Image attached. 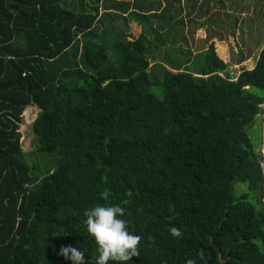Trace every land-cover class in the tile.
Returning a JSON list of instances; mask_svg holds the SVG:
<instances>
[{
    "label": "trees",
    "instance_id": "trees-1",
    "mask_svg": "<svg viewBox=\"0 0 264 264\" xmlns=\"http://www.w3.org/2000/svg\"><path fill=\"white\" fill-rule=\"evenodd\" d=\"M132 7L139 22L179 12L155 0H0V264H73L59 254L67 246L95 264L84 211L108 204L143 238L128 264H264V176L249 138L264 104V48L235 81L214 44L159 77L148 52L170 30L109 32V49L98 31ZM29 108L25 153L17 134Z\"/></svg>",
    "mask_w": 264,
    "mask_h": 264
},
{
    "label": "rangeland",
    "instance_id": "rangeland-1",
    "mask_svg": "<svg viewBox=\"0 0 264 264\" xmlns=\"http://www.w3.org/2000/svg\"><path fill=\"white\" fill-rule=\"evenodd\" d=\"M163 1L166 6L167 0ZM172 6L175 9V13L179 11L178 15H181L173 23L166 20L160 21L159 17L153 13H149V15L142 13L146 14V16L143 15L145 19L139 22V19L129 18L130 15H133V13H130L127 17V21L129 22L121 18H109L104 20L102 24H98V31L105 29L106 32L103 39L112 37L108 35L109 32H112L114 36L117 34L123 38L134 39L141 31L143 24H147L149 28H157L161 22L166 25L167 29L173 24L172 26L175 27L170 28V34H173L179 40L173 44L168 43L173 39L172 35L166 42V47L157 48L151 46L148 52L150 68L154 69L151 73L153 74L155 71L159 77L163 71L174 73L178 67H182L185 64L188 65L192 58L194 60L196 55L207 50V47L213 44L214 40L224 45L222 49L219 47L214 49L219 58L228 66L231 78H236L241 71L251 70L254 67L255 59L264 47V33L262 32V24L260 23V14L263 7L262 0H184V3L178 0V3H174ZM111 15L121 17L117 12ZM203 18H217V22L215 24L207 23L205 26ZM127 23L129 28L125 30ZM193 28L199 29L195 31ZM113 39L114 37L108 38L110 40L107 43L108 49L111 46L109 43ZM239 51H241L244 57V60L241 62H237ZM184 57L186 58L183 61ZM181 61L183 62L179 63ZM150 92L159 100L163 97L161 85L152 86ZM260 106L263 112L264 104ZM262 112L256 117L253 129L249 131V138L256 151H260L262 146V132H264ZM32 115L33 109L29 108V110H25L22 114V122L19 127L21 151L25 153L31 151L32 135L30 133V121ZM29 162L41 171L44 168L41 163H37L34 160H29ZM245 191L246 187L244 185H235V193L239 194ZM220 264H223L222 260H220Z\"/></svg>",
    "mask_w": 264,
    "mask_h": 264
},
{
    "label": "clouds",
    "instance_id": "clouds-1",
    "mask_svg": "<svg viewBox=\"0 0 264 264\" xmlns=\"http://www.w3.org/2000/svg\"><path fill=\"white\" fill-rule=\"evenodd\" d=\"M110 192L105 190L101 193L102 199L107 201ZM86 217L84 224L87 233L94 238L97 245L98 255L95 264H128L133 257H139L142 236L129 230V221L123 219L125 209L119 204L96 205L84 211ZM174 238H182V232L176 227L169 229ZM60 255L66 260L70 259L73 264H84L85 250L79 251L72 246L61 247ZM199 259H204L201 251ZM185 264H197V260L189 258Z\"/></svg>",
    "mask_w": 264,
    "mask_h": 264
},
{
    "label": "crops",
    "instance_id": "crops-1",
    "mask_svg": "<svg viewBox=\"0 0 264 264\" xmlns=\"http://www.w3.org/2000/svg\"><path fill=\"white\" fill-rule=\"evenodd\" d=\"M126 1H128V2H130L131 3V5L133 4V2H134V0H126ZM156 2H159L160 4H161V6H165V3H164V1L163 0H155ZM180 1H182V3H184V0H179V2ZM174 3H178V0H167V2H166V5H170V7L172 8L173 6H172V4H174ZM135 9H137V7L135 8V7H132L131 8V10H129V13H130V11L131 12H133ZM173 9V8H172ZM173 10H175V9H173ZM201 10V9H200ZM157 13H159V12H157ZM173 15H175V13H173ZM204 15V14H203ZM181 15H178V17L177 18H179ZM204 17H206V16H204ZM204 19V25L206 26V24L207 23H213V24H215L216 22H217V18L216 19H210V18H203ZM161 21V20H160ZM166 21H168V22H172L173 23V19H171V20H166ZM176 21V20H175ZM219 21V20H218ZM261 24H263L262 23V21L260 22ZM170 25V24H169ZM135 26H137V25H135ZM164 26V27H163ZM172 26V25H171ZM173 27V26H172ZM103 28V27H102ZM129 28V25H128V23H127V29ZM104 29V28H103ZM152 29H155V31H156V34H154L156 37H162L163 36V34L164 33H166V31H168V30H170V28H166V25H164V23H159L158 24V26H157V28H152ZM167 29V30H166ZM187 29V28H186ZM185 29V30H186ZM195 31H198V29H195V28H193ZM102 30V29H101ZM126 30V29H125ZM262 32L264 33V30H263V26H262ZM176 33H178V32H176ZM188 33V32H187ZM175 34V33H174ZM192 34V33H191ZM137 37V36H136ZM169 37H171V35H169ZM172 37H176V36H172ZM212 43V42H211ZM263 43H264V41H263ZM213 44H214V48H221L222 49V46L224 47V45L223 44H221L220 42H218L217 40H214V42H213ZM162 47H166V45H164V46H162ZM169 47V46H168ZM160 48V47H159ZM208 48V47H207ZM216 48V49H217ZM264 48V47H263ZM262 48V49H263ZM235 80H236V78H235ZM234 80V81H235ZM260 119H261V117H260ZM255 126V125H254ZM252 129H253V127H252ZM263 130V129H262ZM263 140H264V132H262V142H263Z\"/></svg>",
    "mask_w": 264,
    "mask_h": 264
},
{
    "label": "built area",
    "instance_id": "built-area-1",
    "mask_svg": "<svg viewBox=\"0 0 264 264\" xmlns=\"http://www.w3.org/2000/svg\"><path fill=\"white\" fill-rule=\"evenodd\" d=\"M233 80H235V78H233ZM262 119L264 121V106H263V112H262ZM259 153H260L259 166L262 170V173L264 174V140L262 142V146L260 148Z\"/></svg>",
    "mask_w": 264,
    "mask_h": 264
},
{
    "label": "water",
    "instance_id": "water-1",
    "mask_svg": "<svg viewBox=\"0 0 264 264\" xmlns=\"http://www.w3.org/2000/svg\"><path fill=\"white\" fill-rule=\"evenodd\" d=\"M18 136H21L20 133L17 134ZM21 155L19 153L16 154V160H21Z\"/></svg>",
    "mask_w": 264,
    "mask_h": 264
}]
</instances>
